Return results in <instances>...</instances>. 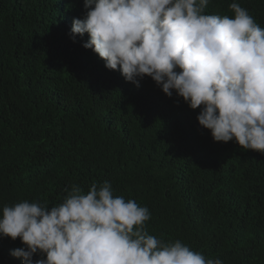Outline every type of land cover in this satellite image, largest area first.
<instances>
[{
	"label": "trees",
	"instance_id": "obj_1",
	"mask_svg": "<svg viewBox=\"0 0 264 264\" xmlns=\"http://www.w3.org/2000/svg\"><path fill=\"white\" fill-rule=\"evenodd\" d=\"M233 0L205 14L233 16ZM264 28V0H235ZM84 0H0V209L62 202L110 181L146 206L149 234L223 264H264V153L216 142L199 108L109 70L70 36ZM0 237V264H22ZM41 258L38 254L33 259Z\"/></svg>",
	"mask_w": 264,
	"mask_h": 264
},
{
	"label": "clouds",
	"instance_id": "obj_2",
	"mask_svg": "<svg viewBox=\"0 0 264 264\" xmlns=\"http://www.w3.org/2000/svg\"><path fill=\"white\" fill-rule=\"evenodd\" d=\"M209 3L84 0L70 36L87 33L82 46L136 87L148 76L168 97L199 108L214 141L264 153V28L235 0L231 17L205 14ZM64 191L53 206L24 200L0 209V237L21 240L10 255L22 264H223L149 234V209L114 196L110 181Z\"/></svg>",
	"mask_w": 264,
	"mask_h": 264
}]
</instances>
